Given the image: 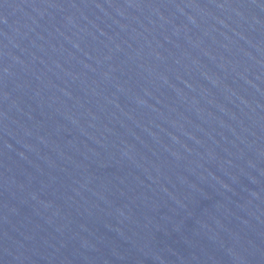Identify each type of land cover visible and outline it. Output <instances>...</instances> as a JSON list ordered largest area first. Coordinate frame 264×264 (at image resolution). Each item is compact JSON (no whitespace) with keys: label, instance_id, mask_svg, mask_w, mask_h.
I'll return each instance as SVG.
<instances>
[{"label":"water","instance_id":"obj_1","mask_svg":"<svg viewBox=\"0 0 264 264\" xmlns=\"http://www.w3.org/2000/svg\"><path fill=\"white\" fill-rule=\"evenodd\" d=\"M0 264H264V0H0Z\"/></svg>","mask_w":264,"mask_h":264}]
</instances>
